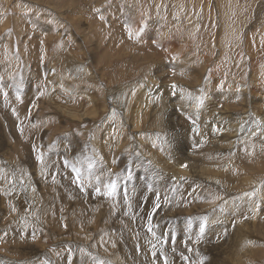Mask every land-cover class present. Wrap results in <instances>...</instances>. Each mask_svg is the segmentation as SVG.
I'll return each mask as SVG.
<instances>
[{
    "label": "rangeland",
    "instance_id": "1",
    "mask_svg": "<svg viewBox=\"0 0 264 264\" xmlns=\"http://www.w3.org/2000/svg\"><path fill=\"white\" fill-rule=\"evenodd\" d=\"M186 92L192 93L193 96L184 97L195 98L193 100L195 103L186 99L185 102L183 101L184 104L181 102L177 104V97L183 98ZM156 94L160 97L155 98ZM166 97L175 100L172 102L180 109L176 117L182 119L183 124L189 127L188 139L191 140V143L189 142L191 147L194 144L199 145L200 142L204 143L205 139L207 148L215 150L216 145L219 147V150L211 155L204 147L198 146L192 149L193 153L202 150L198 155L199 164H205L208 169L213 167L209 171L219 178L224 191H230L232 193L230 195L235 197L239 195L235 200L246 193L241 197L245 204H235L236 208L231 210H235L236 213L229 212L231 218L238 220L232 227L237 229L247 224L252 217L251 219L256 223L250 220L247 225L257 229H255V237H245L246 243H243L244 248L237 255L238 258L235 255L234 260L238 259L235 263L263 264L264 259L260 256H264V219H262L264 218V135L258 139L259 135H247L246 132H248L247 128L249 131L264 128V0H0V113L1 109H6L8 111L6 114L12 112L14 117L10 118L16 124L7 134L0 131L2 138L0 181L10 182L8 189L0 185V205L3 204V207L10 211L15 209L11 194L21 191H17L12 183L17 169L25 165L23 162L36 166L45 163L52 165V172L49 170V173L46 171L47 173L39 172V174L45 181L49 178L54 181L55 178H61L63 185L61 184L60 188L79 181L81 183L79 187L71 184L78 188L79 192L76 193V190L71 192L70 188H65L64 192L72 193L71 195L77 200L81 196H86L87 201L93 205L90 208L104 206L103 198H111L118 206L122 205L119 208L124 216L120 221L122 223L125 221L123 223L125 225H128V215H132V212L137 214L143 205L156 211L155 205L161 204L158 201L160 195L164 196L167 193L166 197L169 199L173 196V205L176 208L182 201L190 198L191 193L198 191L197 195L200 196L196 195L189 201L196 203L195 208L200 206L196 210L199 214L204 213L208 206L211 207L208 211L215 212L210 219L208 217L203 221L182 214L179 220L172 219L176 221L174 225L170 221L169 229L162 228L169 230L167 240H171L175 255L190 261L179 260L178 256L175 257L176 259H171V262H165L163 259L165 253L160 250V244H155L153 239L150 241V253L145 258L133 255L134 258H139L138 261L132 258L130 261L121 259L120 262V257L117 261L107 257L105 259L100 255V250L110 244L102 242L89 246L81 244L79 256L78 251L72 245H68V241L59 246L65 245L66 249L74 251V257L69 259L71 260L69 264L74 258L81 262L80 264H134V262L152 264L154 261L155 264H200V261H191V258L195 257L190 255L193 245L191 246L190 243L185 245V243L191 241L192 244L194 236L210 244V247L222 246L220 244L227 240L224 238L223 242L214 244L209 236L211 229L205 221L216 218L220 204L218 200L224 196L215 195L216 191L213 188L206 186L204 181L201 183L194 181L190 175H187L188 179L182 180L184 182L182 184H167L161 175L150 169L142 170L141 161L136 158L133 164L131 161H126V164L115 167L114 163L106 164L109 159H102L94 152L97 150L94 138L99 129L103 139H98V142L102 143L106 140L115 144V140L118 139L114 138L113 134L111 140L108 139L110 134L107 133H110L111 129L113 131L122 129L130 134L126 127L128 124L133 126L132 133L138 134V141L141 142L144 138L159 151L160 141L152 135L157 128L156 111L167 106L164 103ZM150 98L153 100L150 101ZM135 102L140 104L137 105ZM185 103L196 104L193 105L195 116L191 117L189 113H184V109H192ZM249 113L255 114L260 122L245 123L244 116ZM225 117H230L231 122L224 123ZM3 118L6 119L4 114ZM158 119L167 120L163 113L157 121ZM232 123L242 129L234 136L231 135L230 128L228 133L223 132L226 126ZM7 126H9L8 121ZM24 128L27 130L26 134L23 133ZM144 133L146 137L143 136ZM220 133L224 135L222 140L218 137ZM130 142L131 140H128L124 147ZM118 150L120 149L116 151ZM51 154L56 159L50 158ZM164 157L173 167L186 169L175 151L164 152ZM115 159L117 162L120 160L117 157ZM76 164L81 167L80 171L75 170ZM132 167L134 169L129 171ZM123 168H128L126 174L122 172ZM139 173L149 175L154 181H148L142 175L135 176ZM188 180L194 182L193 187L188 186ZM105 183L116 193L108 191ZM156 185L158 189L155 188ZM259 189L262 190L258 191ZM169 190L173 193H169ZM36 191L35 196H37ZM42 194L40 193L37 198ZM43 195L40 200L43 199ZM127 195L136 199L129 211L124 200H129ZM232 197L228 208H231V205L234 207ZM201 198L205 201L203 204ZM248 198L252 199L251 204H247ZM142 200H145V204ZM247 206H251L248 207L249 210ZM242 209L244 212H241ZM126 212L129 214L127 215ZM253 213L256 214V218L253 217ZM31 214L32 220L17 218V212L5 219L0 217V227L3 221L5 226L6 224L8 226V230L0 229V234L6 235L9 232L18 237L19 249L24 245L23 242L30 240L33 246L38 243L42 248L55 249L57 247L55 244L59 242L57 238H61L59 234L56 232V235L52 236L51 232L44 231L40 220L36 218L37 208L36 212ZM131 218L132 216L130 220ZM62 222L59 228L63 230L61 236L66 240L79 241L81 234L86 235L85 228L77 229L75 223L71 225ZM177 225H180L181 232L177 233L174 229ZM130 226L134 228L131 223ZM130 226L128 232L132 234L131 241L137 240L141 237L142 230H133ZM96 228L98 229V227L93 228L94 231L97 230ZM259 228H263V232L259 231ZM108 229L106 228V234L115 236L113 232L115 230L111 228L108 231ZM159 231L155 230L154 236ZM197 231H201L200 234L196 233ZM146 233L147 238L150 239L147 229ZM14 238L0 237V251H5L7 245L10 247L11 241H15ZM221 238L220 235L218 239ZM143 245L144 243H136L138 247ZM111 246V249H116V244ZM253 249H256L260 255L254 254ZM130 253L134 254V251ZM11 254L14 256L11 264H15L17 260L20 264H29V261L23 263V260L32 255L14 252ZM149 255L151 259L148 258ZM47 261V258L44 260L40 258L34 264L39 262L46 264ZM211 263L212 261L209 264Z\"/></svg>",
    "mask_w": 264,
    "mask_h": 264
},
{
    "label": "bare ground",
    "instance_id": "2",
    "mask_svg": "<svg viewBox=\"0 0 264 264\" xmlns=\"http://www.w3.org/2000/svg\"><path fill=\"white\" fill-rule=\"evenodd\" d=\"M129 23H130V21H129ZM160 68H161V66H160ZM90 70H91V68H90ZM63 90H65V89H63ZM186 91H188V90H186ZM186 95L193 96L192 93L186 92V94H183V98L182 97H180V98L177 97V99H176L177 102L176 103L177 104H181V103L184 104L183 101L185 102L186 99H187V101H193L195 99V98L190 99V98L184 97ZM154 96L156 98L159 95L156 94ZM14 98H15V95H14ZM178 99H181V100H178ZM152 100L153 99L150 98V101H152ZM172 101H175V100H171L169 97H166L164 99V103H166L167 106L165 108H163V109H160V110L158 109V111H156V113H158V115H157V117L155 119V125H156L157 128L154 130V133H153L152 136H155L158 139V141H160L159 142V146H158V148L160 149L159 150L160 152L157 151L156 149H154L155 147L153 148L147 141L144 140V138H143L144 141L143 140L141 142L138 141V134H135V133L133 134L132 133V127L133 126L131 124L126 125V127H127L128 131L130 132V134L126 133L125 130H122V129H117L115 131H113L111 129L110 133H107V134H110V136L108 137V139L111 140V137H113V136H114V138L116 137L118 139V140H115L116 141L115 144H113L112 141H110V142L107 141L108 142L107 143L106 140L104 142H102V143L98 142L97 140L102 138V136L100 134V129H99L98 132H97V135L94 138L95 139L94 141L97 144L95 146L97 150H95V147H94V150H95L94 152L96 154H98L99 156H101L102 159H109V161H107L106 164H108V163L109 164L110 163L113 164L114 163V166L115 167H118L119 165L126 164V161L127 162L128 161H131V163L133 164L134 163V159L136 158V159H138V160L141 161L140 167H142V170L150 169L152 172H155V173L161 175L162 178H163V181L165 183H167V184H172V183H180V184H182V183H184V182H182L183 179H188L187 178V175H190V178L191 179H193L194 181H197L199 183H201V181H204L206 183V186L211 187V189L213 188V190L216 191L215 195L217 194L219 197L221 195L224 196V198L223 197H221V199L218 198L219 199L218 200L219 201L218 203H220V204H218L219 206L217 205L218 206V208H217L218 209V214L216 215V218L214 220H212V221L209 220L210 217H211V215L215 212V211H213V212L208 211L209 209H211V207L208 206L207 209L204 211V213H200L199 214L198 211H196V210H198V208H200V206L198 205V207L195 208L194 205L196 203L194 202V204H193V201H189L190 198H194L197 194H199L198 191H197V193H195V192L194 193H191L190 198H188L185 201H182L176 208H175V205H173V196H172V194H169L170 196H172V198H170V199L166 197V196H168V195H166L167 193L164 196H161L160 195L158 201L161 204L159 205V208H156V211L154 210L155 212L151 210L152 208H150V207L147 208L144 205H143L142 208L139 209V212L137 214H134L132 212V215H128L129 213L126 212L127 215H128V225H125V224H123L125 221L123 223L120 221L121 217L124 216L123 213H121L122 211L119 208L120 206L122 207V205L118 206L115 201L111 200V198L109 199L107 197L106 198H103L102 197L104 199V206L99 205V208H97V207L96 208H90V206H93V205H91V203H89L90 201L89 202L87 201V199L85 198L86 196L85 197L81 196L80 199L77 200V198H75L74 196L71 195L72 193H69L70 194L69 195L68 193L64 192L65 191L64 190L65 188H68V189L70 188L71 189V192H73V191L75 192V190H76V193L79 192V189L78 188H76L74 186H71V184H75V185H77L79 187L81 185V183L79 181L68 183L67 185H65V186H63V187L60 188L59 186H61V184H62L61 178H55L56 179L55 181L52 178L51 179L49 178L48 180L45 181L44 179H42L43 177L39 174V172L40 173H45L46 171L49 173V170L51 171V169H52L51 168L52 165H50V164L49 165H46V163H45V165L44 164H40L39 166H36V164L35 165L34 164L33 165H30L29 162H23V164H25V165H23L22 168L20 167V168L17 169V172L15 174V180L12 183L13 186H15L17 188V191H19V192L21 191V192L20 193H16V194L14 193L15 195L14 194L12 195L11 192H9L11 194V197H12L11 200L13 201V206H14L15 209L13 211H10L7 208H4L3 207V204H2V206L0 205V217L3 218V219H5V218L10 217L12 214H15L17 212V218H19V219H26V220L27 219L32 220L31 219L32 218L31 212H36V208H37V212H38L37 216L38 217L36 216V218H38L40 220V222H41L40 225L43 227L44 231L45 232H47V231L48 232H51L52 233V236L56 235V232H57L59 234L58 236L61 237V238H57L55 236L57 238V241H59L57 243L55 242L56 243L55 246H57L55 249L44 248V247L42 248L41 246H38V243H35V245H37V246H35V245L33 246L32 245L33 242L31 243V240L30 241L24 240L26 242L25 243L23 242L24 245L22 246L21 249H19L18 244H19V241L20 240H19L18 237H16L14 234L9 233V232L6 233V235L0 234V237H3V238H10V237L13 238V237H15L14 238L15 241H11V239H9L11 241V244H10L11 246L10 247L6 244L7 245V249L5 251H0V264H11V262L13 261V258H14V256H12V254H11L12 252L18 253V254H21V255H26V254H29L30 255V254H32L31 256H28V258L26 260H23V263L29 261V264H34V262L35 261H38L40 258H41V260L42 259L44 260L45 258H47L48 261L46 262V264H69L71 262V260L69 261V259H72L74 257V253H73L74 251L72 252V251L66 249L65 248V245L59 246L61 244L66 243L67 241H68V245H72L76 249V251H78L77 252V255L78 256L80 255L79 250H80L81 244L84 245V246H89L90 244L93 245V244H97V243H101L102 242V243L110 244L107 247H105V248H103V249L100 250V255H102L104 258L107 257L109 259H112L113 261H117V259L120 257L119 258V261L121 259L129 260L130 261L132 258H134L133 255L138 256V257L140 255V256H142V257L145 258L147 256V254L150 253V250H149L150 249V246H151V242L150 241L152 239H153V241H154L155 244H160L159 245L160 246V250L163 251V253H165V256L163 257V259H165V262H167V261L168 262H171L175 257H178L179 255L178 256L175 255V251H173L174 248L171 245L172 243L170 242L171 240L170 241H169V239L167 240V233L169 232L168 229H169V225L171 224L170 221L172 222V225H174V222H176V221L175 220L173 221L172 219L178 218V220H179V218H182V214H188V216L191 217V218L199 219V220H203V221H204V219H206V218L209 217V219H208L209 222H207L208 220H205V221L207 223V226L211 229V233H210L209 236H210L211 240L214 242V244H219L220 241L223 242V239L224 238H227V240L224 243L220 244L222 246H217V245H216V247L211 246L213 248L210 247V244L208 245V243L203 242L202 239L196 238L195 236L192 239L193 240L192 241V244H191V241L190 242L187 241V239H188L187 238L186 241L188 243H185V245H187L189 243H190L191 246L193 245V251L192 250L190 251L188 248H185V249H187L188 251L191 252L190 255H194L195 256V257L191 258V261H193V262L194 261H200V264H209L211 261H212L211 264H237V263H235V261L238 260L237 259L238 258L237 255H239L240 252H241V250L244 248L243 247V243H246L245 237H247V236H252V238H253V236L255 237V229H257V228H250L247 225L250 222V220H253L255 222L254 219H251L252 217H250V220L246 219V220L249 221L247 224H245L243 226H240L239 225L240 227H237V229L232 227V225H234V226L236 225V223H237L238 220L231 218V214L229 212L232 211L233 214L236 213L235 210H231V209H235L236 208L235 207V204L236 205L237 204H241V205L242 204H245V202L242 201V198L241 197L242 196H245L246 193L244 195H241L239 197V199H236L235 200V198L238 197L239 195L235 197L234 195H230V194H232V193H230V191H224L222 185L219 183V178L213 172H210L209 171L213 167H210L208 165L210 167L208 169L205 166V164H201V165L199 164L200 159H199L198 155H200V152L202 150H199V151L193 153L192 152V149H194L196 147L198 148V146H200L201 148L204 147V148H206L205 150H207L206 152H210V155H211V153H213L215 151H218L219 150V147L216 145V149L215 150H213L212 148H207V146H206V139L203 141L204 143H202V142L199 141L200 142L199 145L195 146V144H194V145H192L193 147H191V145L189 144V142L191 143V140L188 139V134H189V132H188L189 129L188 128L189 127L183 124L182 119L176 117L180 113V109L177 108L176 107L177 104L174 103V102H172ZM15 102H17V101H15ZM26 102L28 103V101H26ZM23 103H25V102H23ZM135 103L137 104V102H135ZM139 104H140V102H139ZM139 104H137V105H139ZM185 104H187V103H185ZM29 105H30V102H29ZM113 105L114 104L112 103V106ZM154 105H156V104H154ZM187 105H189V104H187ZM193 105H189L190 107H192V109H189V108L188 109H184V113L185 114L186 113H189L191 115V117L195 116V114H196ZM116 109H117V106H116ZM6 112H8L6 109H1V113H0V131H2V132H4V133L7 134L8 133V130L14 129V126L16 124L13 121V119L10 118V117H14L11 114L12 112L11 113H8V114H6ZM27 112H28V110H27ZM162 113L166 116L167 120L165 119L166 121H163L161 119H158L159 121H157V118H159V116ZM3 114L5 115L6 119L3 118ZM112 114L113 113H111V115ZM197 114L199 115V113H197ZM15 116H16V114H15ZM199 116H201V115H199ZM168 117H169V119H168ZM171 117H175V118H172L171 119ZM229 118L230 117H225L223 119V122L226 123V124H228L232 120V119H229ZM244 119H245V123L252 122L254 124H257V123L260 122V121H258L257 116L255 114H251V113L246 114L244 116ZM7 121L9 122V126H7ZM18 121H19V119H18ZM1 123L3 124V126H1ZM206 124H207V121H206ZM200 125H202V124H200ZM245 127L246 126H244V128ZM228 129L231 132V135L232 136L237 135L242 130L239 127H237V124H235V123H232L230 125H227L226 126V129L223 132L224 133H228L229 132ZM26 131L27 130L25 129V131H23V133L26 134ZM247 131H248V132H246L247 135L248 134H250V135L253 134V136L254 135H259V136H257L258 139H259L260 136H263L264 135V128L263 127L259 128L258 130L257 129H254L253 131H249V128H247ZM138 132H140V131H138ZM145 133L143 134V136H145ZM112 134H113V136H112ZM126 134H128L127 137H126ZM194 134H195V132H194ZM8 135H10V133ZM189 136H190V134H189ZM218 137H219L220 140H222L223 137H224V135L223 134L221 135V133H220V135L218 134ZM1 139L2 138H1V134H0V140ZM65 139H66V137H65ZM122 139H125V140H122ZM219 139H218V141H219ZM237 139L238 138H236V140ZM128 140H131L130 144H127L124 147L125 143ZM207 140H210V139H207ZM193 141L196 142L195 140H193ZM193 141H192V143H194ZM21 144H22V141H21ZM196 144H198V143H196ZM28 146H29V144H28ZM213 147H215V146H213ZM117 149H120V150L116 151ZM101 150L103 151V153H101ZM107 150H108V152L106 153ZM14 151H16V149H14ZM166 151H171V153L173 151H175L176 154H178L181 163H183L185 165V168L186 169L178 168L174 164L173 165L175 167H173L171 165L172 163L171 164L167 163V160L168 159H165V157H164V152L166 153ZM162 154H163V156H162ZM52 155L53 154H51V157L50 158L56 159ZM70 155H72V154H70ZM167 155L169 156V154H167ZM116 157L117 158H120V160L121 159L122 160L121 161L119 160L117 162V161H115L116 160L115 159ZM171 158H173V157H171ZM81 159H83V157ZM26 160H30V159L26 158ZM213 163H214V161H213ZM75 166H76V169L75 170L78 169L80 171L81 167H78L77 164ZM180 167H182V166H180ZM98 169H100V168H98ZM127 169L126 168H123L122 169V172L124 174H126ZM133 169H134V167H132L131 169H129V171H132ZM116 171L117 170H115V172ZM53 172H54V169H53ZM119 173H117V175ZM114 174H116V173H114ZM140 175H142L145 178H147L148 181H154V180H151V177L149 175H147V174L143 175V174L139 173V174H136L135 176L140 177ZM62 176H64V175H62ZM69 176H70V174H69ZM119 177H120V175H119ZM156 180L158 181V179H156ZM246 180H247V178H246ZM257 180H259V179H257ZM260 180H261V178H260ZM145 181H147V180H145ZM159 181H160V179H159ZM188 182H189L188 183V186L193 187L194 182H191L189 180H188ZM9 183L10 182H8L7 180H4L2 182L0 181V185L2 187L6 188V189L10 188L9 185H8ZM253 185H255V184H253ZM105 186L108 187V191H112V192L116 193L114 190H112V188H109L108 184L105 183ZM130 186H132V185L130 184ZM112 187H113V185H112ZM255 187H257V186H255ZM155 188H157V185H156ZM35 190H37L36 191V193H37L36 195L37 196H35ZM260 190H262V189H259L258 191H260ZM85 191H86V189H85ZM12 192H15V191L12 190ZM168 192L169 193H173L172 190H169ZM246 192H248V191H246ZM40 193H43L44 194V195L42 194L43 195V199L42 200L39 199L42 195H40V197L37 198ZM228 195H230V196H228ZM248 195H249V193H248ZM257 195L259 196L260 194H257ZM102 196H104V195H102ZM127 196L129 197V200H126L123 197H121V198L124 199L125 202L127 203V209L129 211L130 208L132 207V203L136 199L134 198V196H131V195H127ZM146 196L147 195H145V197ZM149 196H150V192H149ZM197 196H200V195H197ZM139 197H140V195H139ZM230 197H232V199H234V200H231V201H233L232 204H234V207L231 205L230 206L231 208H228L229 207L228 205L231 204V202H230V199L231 198ZM246 197H247V195H246ZM98 198H100V197H98ZM152 198H154V197H152ZM248 199L250 201L247 200L246 201L247 204L248 203L251 204L252 199L251 198H248ZM201 200H202L201 203L203 204V202H205V201L203 200V198H201ZM201 200L199 199V201H201ZM142 201H144V204H145V200H142ZM101 203H103V202H101ZM96 204H98V201L96 202ZM118 204H120V202H118ZM156 204H158V202ZM252 205H253V203H252ZM263 206H264V204H263ZM248 207L249 206H247L246 208H248ZM239 208H241V207L239 206ZM249 208H248V210H249ZM127 209H125V210H127ZM158 209H159V211L157 212ZM213 209H215V208H213ZM251 209L253 210L254 208H251ZM136 210H137V208H136ZM152 212H154V213H152ZM241 212H244L243 209H242ZM53 213H55V215H53ZM156 213H158V214H156ZM256 213L258 214V213H261V212H256ZM252 215H254V213ZM255 215L253 216L254 218H256ZM13 216H15V215H13ZM129 216L130 217L132 216L131 220H130V217ZM243 219H244V217H243ZM262 219H264V218H262ZM153 220H154V222H153ZM62 221H64L65 224L67 223V224H71V225L73 223H75V228H77V229L78 228L79 229L80 228H82V229L85 228L84 230L86 231V235L81 234V236L78 239L79 241H76V240H73L72 241V240H69V239L66 240L64 238V236L63 237L61 236V231H63V230L59 228V227H61V225L63 223ZM182 222H184V219H183ZM130 223H131V225L134 228H132L130 226ZM32 224H33V222H32ZM193 224H194V222H193ZM201 225H203V222L201 223ZM33 226H34V224H33ZM129 226L133 230L134 229H141L142 230L141 233H140L141 234V237L138 238L137 240L131 241V236L130 235H132V234H129V232H128ZM94 227H98V229L96 228L97 230L95 229L97 232L94 231V229H93ZM179 227H180V225H177L176 227H174V229H176V232L177 233L182 231V230L181 231L179 230ZM7 228H8L7 224L5 226V222L4 221L1 222L0 229H2V230L3 229L4 230H8ZM14 228H16V227H14ZM35 228L36 227H34V229ZM106 228H109L108 231L111 228H112V230H115L116 232L113 231L115 233V236H111L110 233L106 234V232H105L106 231ZM162 228H168V229H162ZM146 229L148 230V234L151 237L150 239L147 238ZM149 229H151V231ZM159 229H162V231H159ZM181 229H182V226H181ZM207 229L208 228H206V231H207ZM155 230L160 232V233L157 232V235L158 236L157 235L154 236V231ZM258 230L259 231L262 230V232H263V228L262 229L259 228ZM193 231H195V230H193ZM200 232L201 231H197L196 233H199L200 234ZM209 232L210 231H208V233ZM37 233H39V232H37ZM62 233H64V232H62ZM204 233H207V232H204ZM168 235L170 236L171 234H168ZM220 235L222 237L221 240H219L220 239ZM36 236H38V235H36ZM92 236L96 240H93ZM204 236H206V235H204ZM204 236H203V238H204ZM25 237H28V236L25 235ZM185 237L186 236H184L183 238H185ZM90 238H91V240H90ZM190 238H189V240H191ZM200 238H202V237H200ZM133 239H135V238H133ZM256 240H258V239H256ZM254 241H253V243H254ZM135 242L136 243H141V244L144 243V245L138 247V246H136V243ZM154 243L152 242L153 245H154ZM115 244H116V246H115L116 249H111V247H112L111 245H115ZM212 244L213 243H211V245ZM224 244L226 246L227 245H229V246L225 248L224 247L225 246ZM255 244H257V243H255ZM263 244H261V245H263ZM152 247H154V246H152ZM177 247H179V245H177ZM72 250H74V249H72ZM132 250L134 251V254L133 253H130ZM165 250H166V252H165ZM156 251H158V250H156ZM252 252L254 254H256V255H260V254H258V251L256 249H253ZM96 253L98 254V252H96ZM235 255L237 257L236 260H234ZM75 257H77V256H75ZM260 257H263L262 259H264V256L261 255ZM148 258L151 259L150 255H149ZM183 258L180 257L179 260H184V261L187 260V261H190L188 259H185V258L183 259ZM188 258H190V257H188ZM246 258H248V256ZM79 259H81V258H79ZM138 259H137V261H138ZM140 260H141V258H140ZM248 260H249V258H248ZM152 261H154V260H152ZM80 263L76 260V258H74V260H73V262L71 264H80ZM251 263H252V261H251ZM15 264H20V261L18 262V260H17V262ZM39 264H43V262H39ZM134 264H135V262H134ZM152 264H155V261H154V263L152 262ZM166 264H168V263H166ZM192 264H194V263H192ZM257 264H258V262H257Z\"/></svg>",
    "mask_w": 264,
    "mask_h": 264
},
{
    "label": "snow or ice",
    "instance_id": "3",
    "mask_svg": "<svg viewBox=\"0 0 264 264\" xmlns=\"http://www.w3.org/2000/svg\"><path fill=\"white\" fill-rule=\"evenodd\" d=\"M97 191H99V189H97ZM156 208H159V205H156ZM155 210V209H154ZM151 231V229H149Z\"/></svg>",
    "mask_w": 264,
    "mask_h": 264
}]
</instances>
